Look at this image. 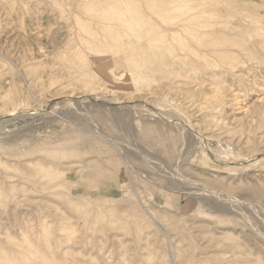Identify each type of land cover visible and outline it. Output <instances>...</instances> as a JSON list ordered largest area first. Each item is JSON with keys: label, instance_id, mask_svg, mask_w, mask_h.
<instances>
[{"label": "rangeland", "instance_id": "374dc122", "mask_svg": "<svg viewBox=\"0 0 264 264\" xmlns=\"http://www.w3.org/2000/svg\"><path fill=\"white\" fill-rule=\"evenodd\" d=\"M263 184L264 0H0V264H264Z\"/></svg>", "mask_w": 264, "mask_h": 264}, {"label": "bare ground", "instance_id": "6f19581e", "mask_svg": "<svg viewBox=\"0 0 264 264\" xmlns=\"http://www.w3.org/2000/svg\"><path fill=\"white\" fill-rule=\"evenodd\" d=\"M115 3L117 4V2H115ZM115 3H114V4H115ZM122 3H123V2H121L120 4L122 5ZM170 3H171V2H170ZM106 4H109V3H106ZM112 4H113V3H112ZM173 4H174V3H173ZM173 4H172V5H173ZM134 5H135V4H134ZM78 6H79V5H78ZM109 6H110V4H109ZM128 6H129V4H128ZM135 6H136V5H135ZM174 6H175V5H174ZM174 6H170V8H171V7H174ZM176 6H177V5H176ZM184 6H185V5H184ZM186 6H187V5H186ZM105 7H106V6H105ZM117 7H118V6H117ZM121 7L123 8V6H121ZM108 8H109V7H108ZM115 8H116V7H115ZM118 8H119V7H118ZM181 8H182V7H181ZM183 8H185V7H183ZM99 9H100V8H99ZM102 9L105 11V8H102ZM106 9H107V8H106ZM119 9H120V8H119ZM185 9H186V8H185ZM185 9H184V10H185ZM188 9H189V8H188ZM192 9H193V8H192ZM100 10H101V9H100ZM117 10H118V9H117ZM130 10H132L131 7H130ZM130 10H129V11H130ZM148 10H149V9H148ZM168 10L170 11V9H168ZM199 10H200V9H199ZM199 10H198V11H199ZM106 11H108V10H106ZM119 11H120V10H119ZM141 11H142V10H141ZM160 11H161V10H160ZM162 11H163V10H162ZM171 11H172V10H171ZM182 11H183V10H182ZM115 12H116V11H115ZM121 12H122V11H121ZM139 12H140V11H139ZM143 12H145V11H143ZM143 12H142V14H143ZM158 12H159V11H158ZM184 12H185V11H184ZM70 13H71V12H70ZM150 13H151V12H150ZM180 13H181V12H180ZM182 13H183V12H182ZM186 13L188 14V12H186ZM198 13H199V12H198ZM206 13H207V12H206ZM104 14H105V12H104ZM111 14H113V12H111ZM119 14H120V13H119ZM123 14H124V13H123ZM132 14H133V13H132ZM132 14H131V15H132ZM136 14H137V13H136ZM138 14L141 15V13H138ZM138 14H137V16H138ZM155 14H156V13H155ZM159 14H160V13H158V15H159ZM161 14H162V13H161ZM167 14H168V12H167ZM171 14H172V13H171ZM203 14H205V13H203ZM120 15H121V14H120ZM145 15H146V13L144 14V16H145ZM148 15H149V14H148ZM148 15H146V16H148ZM163 15H164V14H163ZM174 15H175V14H174ZM174 15L171 16V17L173 18ZM178 15H179V14H178ZM196 15H198V14H196ZM199 15H200V14H199ZM126 16H127V15H126ZM142 16H143V15H141V17H142ZM155 16H156V15H155ZM165 16H166V15H165ZM169 16H170V15H169ZM182 16H183V15H182ZM127 17H128V16H127ZM141 17H140V18H141ZM148 17H150V16H148ZM163 17H164V16H163ZM166 17H167V16H166ZM108 18H110V17H108ZM111 18H112V17H111ZM114 18H115V17H114ZM116 18H117V17H116ZM116 18H115V19H116ZM134 18H135V19H138L137 17H134ZM167 18H168V17H167ZM112 19H113V18H112ZM129 19H130V18H129ZM144 19L146 20V18H144ZM164 19H165V18H164ZM169 19H170V17H169ZM184 19H185V17H184ZM198 19H199V18H198ZM202 19H203V18H202ZM202 19H201V20H202ZM103 20H104V19H103ZM121 20H122V17H121ZM125 20H126V19H125ZM161 20H162V19H161ZM166 20H167V19H166ZM194 20H195V19H194ZM201 20H200V21H201ZM207 20H208V19H207ZM111 21H112V20H111ZM119 21H120V20H119ZM127 21H128V20H127ZM127 21H124V22H127ZM129 21H133V19H132V20H129ZM138 21H139V19H138L136 22H138ZM141 21H142V20H141ZM143 21H144V20H143ZM143 21H142V22H143ZM146 21H149V20H146ZM170 21H171V20H170ZM186 21H187V19H186ZM88 22H89V20H88ZM108 22H110V21H108ZM108 22H107V23H108ZM117 22H118V21H117ZM142 22L140 23L141 25H142ZM159 22H160V21H159ZM171 22H172V21H171ZM188 22H189V21H188ZM196 22H199V21H196ZM202 22H205V21H202ZM206 22H207V21H206ZM206 22H205V24H206ZM211 22H212V21H211ZM113 23H114V22H113ZM118 23H119V22H118ZM127 23H128V22H127ZM143 23H144V22H143ZM151 23H152V22H148L149 26L151 25ZM161 24H162V23H161ZM161 24H160V25H161ZM182 24H183V23H182ZM196 24H197V23H196ZM196 24H195V25H196ZM112 25H113V24H112ZM146 25H147V24H146ZM146 25H145V26H146ZM166 25H167V24H166ZM186 25H187V24H186ZM190 25H191V23H190ZM197 25H198V24H197ZM197 25H196V26H197ZM202 25H203V24H202ZM135 26H136V25H135ZM142 26H143V25H142ZM156 26H157V25H156ZM163 26H164V25H163ZM167 26H168V25H167ZM210 26H211V24H210ZM109 27H110V26H109ZM136 27H137V26H136ZM150 27H151V26H150ZM158 27H159V26H158ZM168 27H169V26H168ZM168 27H167V28H168ZM181 27H182V25H181ZM207 27H208V26H207ZM133 28H134V27H133ZM167 28H166V29H167ZM178 28H179V27H178ZM136 29H137V28H136ZM141 29H142V27H141ZM147 29H149V27H148ZM184 29H185V28H184ZM196 29H197V28H196ZM134 30H135V29H134ZM139 30H140V28H139ZM151 30H152V29H151ZM188 30H189V29H188ZM190 30H192V29H190ZM207 30H208V29H207ZM142 31H144V30H142ZM153 31H155V30H153ZM156 31H157V28H156ZM160 31H161V30H160ZM165 31H167V30H165ZM179 31H180V29H179ZM179 31H178V32H179ZM197 31H198V30H197ZM201 31H204V30H201ZM201 31H200V32H201ZM217 31H219V29H218ZM135 32H136V30L134 31V33H135ZM140 32H141V31H140ZM178 32H174V34H175V33L178 34ZM182 32H183V31H182ZM190 32H191V31H190ZM155 33L157 34V32H155ZM158 33H159V32H158ZM160 33H162V32H160ZM166 33H167V32H163V34H166ZM183 33H184V32H183ZM213 33H215V32L213 31ZM135 34H137V33H135ZM150 34L152 35V33H150ZM156 34L154 35L155 37H157ZM174 34H173V35H174ZM179 34H180V33H179ZM186 34H188V33H186ZM173 35H172V36H173ZM175 35H176V34H175ZM175 35H174V36H175ZM188 35H189V34H188ZM208 35H210V34H208ZM222 35L224 36V34H222ZM138 36H139V35H138ZM170 36H171V35H170ZM174 36H173V38H174ZM191 36H193V35H191ZM204 36H205V35H204ZM210 36H211V35H210ZM217 36H218V35H217ZM142 37H143V36H142ZM149 37H151V36H149ZM155 37H154V38H155ZM212 37H213V34H212ZM219 37H220V35H219ZM158 38H159V37H158ZM160 38H162V37H161V34H160ZM163 38L165 39L164 36H163ZM175 38H176V36H175ZM142 39H143V38H142ZM146 39H147V38H146ZM155 39H157V38H155ZM166 39H167V38H166ZM208 39H209V38H208ZM235 39H236V38H235ZM235 39H234V41H235ZM149 40H150V39H149ZM152 40H154V39H152ZM199 40H200V39H199ZM213 40H214V39H213ZM231 40H232V39H231ZM237 40H238V39H237ZM156 41H157V40H156ZM160 41H161V40H160ZM234 41H233V42H234ZM104 42H105V41H104ZM135 42H136V41H135ZM150 42H151V41H150ZM171 42H172V41H171ZM174 42H175V41H174ZM203 42H204V41H203ZM235 42H236V41H235ZM127 43H128V42H127ZM145 43H146V42H145ZM154 43H155V42H154ZM200 43H201V42H200ZM146 44H149V43H146ZM146 44H145V45H146ZM150 44H151V43H150ZM233 44H234V43H233ZM231 45H232V44H231ZM238 45H239V44H238ZM148 46H149V45H148ZM148 46H147V47H148ZM155 46L159 47V44L156 43ZM195 46H196V44H195ZM236 46H237V45H236ZM236 46H233V47H236ZM241 46H242V45H241ZM133 47H134V46H133ZM142 47H143V46H142ZM150 47H152V46H150ZM162 47H163V46H162ZM167 47H168V46H166V48H167ZM191 47H192V46H191ZM197 47H200V46H197ZM197 47H196V48H197ZM201 47H202V46H201ZM227 47H228V46H227ZM242 47H243V46H242ZM166 48H165V49H166ZM193 48H194V47H193ZM202 48H203V47H202ZM217 48H218V47H217ZM150 49H152V48H150ZM170 49H171V48H170ZM170 49H169V50H170ZM200 49H201V48H200ZM224 49H225V48H224ZM254 49H255V48H254ZM167 50H168V49H167ZM180 50H181V49H180ZM201 50H202V49H201ZM204 50H205V49H204ZM218 50H219V49H218ZM226 50H227V49H226ZM165 51H166V50H165ZM171 51H172V49H171ZM173 51H174V50H173ZM221 51H222V50H221ZM237 51H238V50H237ZM136 52H137V51H136ZM166 52H167V51H166ZM174 52H175V51H174ZM177 52H178V50H177ZM194 52H195V51H194ZM197 52H198V51H197ZM206 52H207V51H206ZM222 52H223V51H222ZM125 53H127V52H125ZM169 53H170V52H169ZM210 53H211V52H210ZM217 53H218V52H217ZM223 53H224V52H223ZM225 53H226V51H225ZM229 53H230V52H228V54H229ZM137 54H138V53H137ZM148 54H150V53H148ZM167 54H168V52H167ZM175 54H176V53H175ZM198 54H199V53H198ZM208 54H209V53H208ZM115 55H116V54H115ZM169 55H172V54H169ZM182 55H183V54H182ZM182 55H181V56H182ZM211 55H212V54H211ZM223 55H224V54H223ZM225 55H227V54H225ZM116 56H117V55H116ZM164 56H165V55H164ZM179 56H180V55H179ZM229 56H230V55H229ZM120 57H121V56H120ZM177 57H178V56H177ZM177 57H176V60H177ZM226 57H227V56H226ZM114 58H116V57H114ZM141 58H142V57H141ZM151 58H152V57H151ZM161 58H162V57H161ZM178 58H179V57H178ZM117 59H118V58H117ZM121 59H123V58H121ZM187 59H188V58H187ZM218 59L220 60V58H218ZM222 59H223V58H222ZM230 59H231V58H230ZM162 60H163V58H162ZM180 60H181V59H180ZM180 60H179V61H180ZM184 60H186V59H184ZM118 61H119V60H118ZM145 61H146V60H144V62H145ZM153 61H154V60H153ZM159 61H161V60H159ZM171 61H172V60H171ZM182 61H183V59H182ZM189 61H190V60L188 59V63H187V64H189ZM197 61H198V60H197ZM197 61H195V63H196ZM199 61H200V60H199ZM220 61H221V60H220ZM230 61H231V60H230ZM239 61H240V60H239ZM248 61H249V60H248ZM255 61H256V60H255ZM144 62H143V63H144ZM190 62H192V61H190ZM193 62H194V61H193ZM193 62H192V63H193ZM221 62H222V61H221ZM258 62H259V61H258ZM139 63H141V62H139ZM143 63H142V64H143ZM155 63H156V61H155ZM157 63H158V62H157ZM157 63H156V64H157ZM164 63H165V62H164ZM168 63H169V62H168ZM171 63H172V62H171ZM223 63H224V62H223ZM226 63H227V62H226ZM233 63H235V62H233ZM228 64H229V63H228ZM236 64H237V63H236ZM239 64H240V63H238V65H239ZM241 64H242V63H241ZM258 64H259V63H257V65H258ZM122 65L124 66V64H122ZM159 65H160V62H159ZM172 65H173V64H172ZM177 65H178V64H177ZM180 65H181V64H180ZM191 65H192V64H191ZM218 65H219V64H218ZM226 65H227V64H226ZM243 65H244V64H243ZM252 65H253V64H252ZM194 66H195V65H194ZM194 66L192 67V69L194 68ZM215 66H217V65L215 64ZM244 66H245V65H244ZM246 66H247V65H246ZM124 67H125V66H124ZM211 67H212V66H211ZM217 67H218V66H217ZM220 67H221V66H220ZM230 67H232V66H230ZM235 67H236V66H235ZM235 67H234V68H235ZM253 67H254V66H253ZM256 67H257V66H256ZM140 68H141V66H140ZM182 68H183V67H182ZM195 68L198 69V67H195ZM213 68H216V67H213ZM226 68H227V67H226ZM226 68H225V70H226ZM228 68H229V65H228ZM184 69H185V67H184ZM188 69H189V68H188ZM221 69H222V68H221ZM254 69H255V68H254ZM126 70H127V69H126ZM138 70H139V69H138ZM160 70H161V69H160ZM162 70H163V69H162ZM177 70H178V69H177ZM85 71H86V70H85ZM189 71H190V70H189ZM189 71L186 70V71H185V72H187L186 74H188ZM226 71H227V70H226ZM226 71H225V72H226ZM148 72H149V71H147V73H148ZM190 72H192V71H190ZM209 72H210V71H209ZM233 72H234V71H233ZM192 73H193V72H192ZM212 73H213V72H212ZM238 73H240V72H238ZM190 74H191V73H190ZM216 74H217V73H216ZM218 74H219V73H218ZM233 74H234V73H233ZM156 75H158V74H156ZM156 75H155V76H156ZM211 75H212V74H211ZM211 75H210V76H211ZM139 76H140V75H139ZM194 76H195V74H194ZM214 76H215V75H214ZM218 76H219V75H218ZM218 76H216V77H218ZM128 77H129V76H128ZM150 77H151V76H150ZM159 77H161V75H160ZM191 77H192V76H191ZM238 77H240V76H238ZM154 78H155V77H154ZM188 78H189V77H188ZM222 78H223V76H222ZM260 78H261V77H260ZM260 78H259V79H260ZM238 79H239V78H238ZM262 79H263V78H262ZM124 80H125V79H124ZM209 80H210V79H209ZM209 80H208V81H209ZM215 80H216V79H215ZM215 80H214V81H215ZM217 80H219V79H217ZM220 80H221V79H220ZM260 80H261V79H260ZM87 81H88V80H87ZM154 81H155V79H154ZM222 81H223V80H222ZM225 81H226V80H225ZM209 82H210V81H209ZM218 82H219V81H218ZM218 82L215 81V83H216L217 85H218ZM220 82H221V81H220ZM237 82H239V81H237ZM259 82H260V81H259ZM131 83H132V82H131ZM150 83H151V82H150ZM157 83H158V82H157ZM210 83H211V82H210ZM213 83H214V82H213ZM242 83H243V81H242ZM136 84H137V83H136ZM154 84H156V83H154ZM216 84H215L214 86H216ZM219 84L223 85L222 83H219ZM97 85H98V84H97ZM131 85H132V84H131ZM150 85H151V84H150ZM156 85H157V84H156ZM156 85H155V86H156ZM161 85H162V84H161ZM165 85L167 86L168 83L165 84ZM205 85H206V83H205ZM227 85H228V84H227ZM231 85H232V83H231ZM231 85H230V87H232ZM236 85H238V83H237ZM255 85H256V84H255ZM129 86H130V84H129ZM130 87H131V86H130ZM132 87H133V86H132ZM147 87H149V86H147ZM203 87H204V85H203ZM241 87H242V84H241ZM155 88H156V87H155ZM201 88H202V87H201ZM208 88H209V87H208ZM224 88H225V87H224V85H223V89H224ZM232 88H234V87H232ZM142 89H143V88H142ZM156 89H158V88H156ZM166 89H167V88H166ZM241 89H242V88H241ZM140 90H141V88H140ZM148 90H149V89H148ZM169 90H170V89H169ZM210 90H211V89H210ZM220 90H221V89H218V88H216V89H212L211 91H212L213 93H212L211 95L209 94V95H210L209 98H211V99L214 98V99H216V101L219 100L220 98L222 99V97H218L219 94H222ZM224 90H225V89H224ZM227 90H228V88H227ZM229 90H230V89H229ZM165 91H167V90H165ZM202 91H203V90H202ZM233 91H234V90H233ZM153 92H154V91H153ZM159 92H160V91H159ZM162 92H163V91H162ZM170 92H171V91H170ZM170 92H169V93H170ZM231 92H232V91H231ZM234 92H236V91H234ZM237 92H238V91H237ZM237 92H236V93H237ZM156 93H157V92H156ZM202 93H203V92H202ZM157 94H158V93H157ZM164 94H166V93H164ZM237 94H238V93H237ZM153 95H154V94H153ZM158 95H159V94H158ZM182 96H184V95H182ZM188 96H189V95H188ZM192 96H193V95H192ZM221 96H222V95H221ZM223 97H224V96H223ZM232 98H233V97H232ZM211 99H210L209 104L211 103ZM223 99H224V98H223ZM227 99H228V98H227ZM234 99H235V97H234ZM234 99H233V100H234ZM236 99H237V98H236ZM157 100H158V99H157ZM179 100H180V99H179ZM188 100H189V99H188ZM203 100H206V99H203ZM203 100H202V101H203ZM158 101H159V100H158ZM175 101H176V100H175ZM180 101H182V100H180ZM191 101L193 102V100H191ZM206 101H208V100H206ZM213 101H214V100H213ZM213 101H212V102H213ZM189 102H190V101H189ZM194 102H195V101H194ZM196 102H197V101H196ZM196 102H195V103H196ZM184 103H185V102H184ZM184 103H183V104H184ZM215 103H216V102H215ZM220 103H221V102H220ZM231 103H232V101H231ZM234 103H235V101H234ZM196 104H197V103H196ZM221 104H224V103H221ZM219 105H220V104H219ZM228 105H229V104H228ZM254 105H255V104H254ZM15 106H16V105H15ZM180 106H181V104H180ZM196 106H197V105H196ZM220 106H224V105H220ZM178 107H179V105H178ZM257 107H258V106H257ZM15 108H16V107H15ZM189 108H190V107H189ZM218 108H219V107H218ZM11 109H12V108H11ZM210 109H211V108H210ZM212 109H213V108H212ZM232 109H233V108H232ZM13 110H15V109H13ZM13 110H12V111H13ZM213 110H214V109H213ZM227 110H228V109H227ZM237 110H238V109H237ZM217 111H218V110H217ZM221 111H222V110H221ZM230 111H231V110H230ZM209 112H210V110H209ZM222 112H223V111H222ZM227 113H228V112H227ZM210 123H211V122H210ZM230 133H231V132H230ZM229 135H230V134H229ZM231 137L234 138V136H231ZM211 139H212V138H211ZM216 139H217V138H216ZM213 141H214V140H210V139L207 140V139H206L205 146H207V147L203 150V152H206V153H204V155L209 156V159H210V158L217 159V157H219V156H218V153H217V151H216V149H215L216 146H217V144H216L215 141H214V142H213ZM215 145H216V146H215ZM221 145H222V144H221ZM224 145H225V144H224ZM219 146H220V145H219ZM210 147H211V149H210ZM223 147H225V146H223ZM219 153H220V152H219ZM201 154H202V152H201ZM261 157H263V156H261ZM233 158H234V157H233ZM244 159L247 160V158H244ZM257 159H258V158H257ZM261 159H262V158H261ZM237 160H238V159H237ZM245 160H244V161H245ZM242 161H243V160H242ZM242 161H241V162H242ZM247 161H249V160H247ZM215 162H216V161H215ZM221 163H222V162H221ZM239 163H240V162H239ZM239 163H236V164H239ZM225 164H226V163H225ZM219 165H220V164H219ZM219 165H218V166H219ZM223 165H224V164H223ZM263 185H264V184H263ZM250 186H252V184H251ZM250 186H249V187H250ZM255 186H256V185H255ZM259 186H260V185H259ZM252 188H253V187H252ZM260 188H261V187H260ZM256 189H257V188H255V190H256ZM263 189H264V187H263ZM257 191H258V190H257ZM261 197H262V196H261ZM147 212L150 213L148 210H147ZM150 216H152V213H150ZM213 233H214V232H213ZM211 238H213V237H211ZM235 243H236V242H235ZM47 244H48V243H47ZM222 250H223V249H222ZM58 254H59V253H58ZM213 254H214V253H213ZM215 254H216V253H215ZM57 256H58V255H57ZM67 259H68V258H67ZM62 260H63V259H62ZM58 261H59V260H58ZM70 262H71V261H70ZM240 262H241V261H240Z\"/></svg>", "mask_w": 264, "mask_h": 264}]
</instances>
